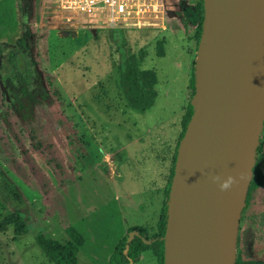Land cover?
<instances>
[{
  "label": "rangeland",
  "instance_id": "374dc122",
  "mask_svg": "<svg viewBox=\"0 0 264 264\" xmlns=\"http://www.w3.org/2000/svg\"><path fill=\"white\" fill-rule=\"evenodd\" d=\"M51 1L16 0L20 26L0 36V221L16 212L28 229L22 236L14 225L0 229V264H52L36 238L66 243L68 227L85 240L77 264H107L129 228L157 234L168 212L201 39L176 13L182 0H167L164 21H151L162 25L120 28L122 35L89 20L67 22ZM16 48L36 72L23 107L9 95ZM126 51L157 75V99L143 114L127 107L117 86ZM258 147L263 155L264 132ZM234 253L264 261V186L247 192ZM135 264L157 263L147 251Z\"/></svg>",
  "mask_w": 264,
  "mask_h": 264
},
{
  "label": "water",
  "instance_id": "95a60500",
  "mask_svg": "<svg viewBox=\"0 0 264 264\" xmlns=\"http://www.w3.org/2000/svg\"><path fill=\"white\" fill-rule=\"evenodd\" d=\"M203 9L194 113L170 188L166 234L176 238L165 243L164 264L235 263L264 124V0H203ZM228 177L236 182L220 191Z\"/></svg>",
  "mask_w": 264,
  "mask_h": 264
},
{
  "label": "trees",
  "instance_id": "16d2710c",
  "mask_svg": "<svg viewBox=\"0 0 264 264\" xmlns=\"http://www.w3.org/2000/svg\"><path fill=\"white\" fill-rule=\"evenodd\" d=\"M176 13L182 16L185 27L191 26L195 28L196 39L197 41L201 39L202 43V27L204 21L203 3L200 1L190 5L186 4L183 0L179 1V11ZM18 25L16 0H0V36L8 38L10 34L17 31ZM122 30L117 29L114 32L122 35ZM19 42L21 47H23V42L18 40ZM25 52L26 50L21 52V50L17 49L9 55L10 69L8 76L12 88L9 95L16 107H23L22 98H26L28 102L32 101L29 86L32 85L36 77V72L32 66L33 63L27 58ZM116 69L118 73L117 86L124 96L127 107L140 114L149 111L154 106L158 96L156 90V72L154 70L140 69L137 57L129 51H126L123 55V62L117 65ZM193 81L194 79H192V83ZM19 94L22 95L21 98H19ZM193 113V107L189 104L182 117L181 125L183 132L180 140H182L185 134L186 128L193 117ZM263 132L264 128H262L259 143ZM175 157L176 153L173 157V163H176ZM172 177H174L173 167L171 168L170 178ZM259 186H264V154L261 155L259 153L258 147L248 191ZM170 188L171 185L168 186V190ZM167 218L168 212L164 209V213L161 215L157 226V234L151 233L143 226L129 228L126 235L116 244L108 258L107 264H135L140 256L147 251L151 252L157 264H164V238L167 232ZM9 225H14L17 236L25 235L28 232L25 220L16 212L0 221V229ZM65 232L69 239L66 243H59L43 235H39L36 238L37 246L52 264H77L78 253L85 243L84 237L73 227H68ZM131 234L133 236L129 239ZM234 264H264V261L243 260L238 257Z\"/></svg>",
  "mask_w": 264,
  "mask_h": 264
},
{
  "label": "built area",
  "instance_id": "2783aa9c",
  "mask_svg": "<svg viewBox=\"0 0 264 264\" xmlns=\"http://www.w3.org/2000/svg\"><path fill=\"white\" fill-rule=\"evenodd\" d=\"M51 3L67 22L89 20L110 29L162 25L151 21H164L169 13L167 0H52Z\"/></svg>",
  "mask_w": 264,
  "mask_h": 264
},
{
  "label": "clouds",
  "instance_id": "9594fccd",
  "mask_svg": "<svg viewBox=\"0 0 264 264\" xmlns=\"http://www.w3.org/2000/svg\"><path fill=\"white\" fill-rule=\"evenodd\" d=\"M213 179H214V181H216L219 178L218 177H214ZM235 182L236 181H235V179L233 177H228L222 183L219 184L220 191L228 190Z\"/></svg>",
  "mask_w": 264,
  "mask_h": 264
},
{
  "label": "bare ground",
  "instance_id": "6f19581e",
  "mask_svg": "<svg viewBox=\"0 0 264 264\" xmlns=\"http://www.w3.org/2000/svg\"><path fill=\"white\" fill-rule=\"evenodd\" d=\"M195 98V97H194ZM172 232V238H170V233ZM169 234H167V239H166V245L170 248L171 247V245L174 243L173 241V239L174 238H176V233H174L173 231H169L168 232ZM168 239H171V243L170 244H167V242H168Z\"/></svg>",
  "mask_w": 264,
  "mask_h": 264
},
{
  "label": "flooded vegetation",
  "instance_id": "af4514ba",
  "mask_svg": "<svg viewBox=\"0 0 264 264\" xmlns=\"http://www.w3.org/2000/svg\"><path fill=\"white\" fill-rule=\"evenodd\" d=\"M17 17H18V16H17ZM18 20H19V19H18ZM20 22H21V21H19L18 28H19V26H20ZM11 35H12V34H10L9 37H10ZM9 37H8V38H9ZM18 40H19V39H18ZM18 40H17V42H16L15 47H17V46L19 47V46H20V48H21V44H20V42L18 43ZM19 41H20V40H19ZM16 49H17V48H16Z\"/></svg>",
  "mask_w": 264,
  "mask_h": 264
}]
</instances>
